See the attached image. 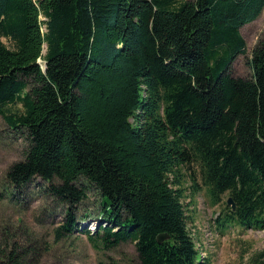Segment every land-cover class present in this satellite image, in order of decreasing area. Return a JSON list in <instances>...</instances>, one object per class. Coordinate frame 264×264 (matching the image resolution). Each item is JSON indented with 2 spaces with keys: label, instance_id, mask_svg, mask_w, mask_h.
I'll return each instance as SVG.
<instances>
[{
  "label": "trees",
  "instance_id": "trees-1",
  "mask_svg": "<svg viewBox=\"0 0 264 264\" xmlns=\"http://www.w3.org/2000/svg\"><path fill=\"white\" fill-rule=\"evenodd\" d=\"M263 9L264 0H0V117L28 142L7 182L39 178L72 206L83 179L106 223L88 239L133 243L139 264H207L186 229L191 165L211 203L224 193L233 203L217 229H263L264 37L250 78L228 73L245 53L239 29ZM77 228L68 211L56 238ZM159 234L168 239L158 244ZM18 255L0 250V264H25ZM250 264H264V251Z\"/></svg>",
  "mask_w": 264,
  "mask_h": 264
},
{
  "label": "rangeland",
  "instance_id": "rangeland-1",
  "mask_svg": "<svg viewBox=\"0 0 264 264\" xmlns=\"http://www.w3.org/2000/svg\"><path fill=\"white\" fill-rule=\"evenodd\" d=\"M239 33L245 53L230 62L228 73L232 78L248 79L251 50L264 37V9L254 21L242 26ZM1 41L11 48L10 42ZM6 108L10 112L20 110L17 105ZM27 148L25 135L9 129L0 117V250L16 251L25 264H139L133 243L104 249L97 240L88 239V235L94 236L106 223L101 215L98 191L83 179H78L75 186L83 190L84 198L72 206L51 195L49 183L39 178L31 179L21 189L10 186L6 171L11 164L23 160ZM182 173V184L188 189L183 201L189 205L186 229L200 262L250 264L254 256L264 251V228L242 230L231 224L222 231L217 229L215 219L226 213L228 195L218 196V202L213 204L195 166L184 167ZM191 178L197 185L192 197L189 195ZM50 183L58 184L56 180ZM68 211L78 228L57 239L55 230L65 222Z\"/></svg>",
  "mask_w": 264,
  "mask_h": 264
},
{
  "label": "water",
  "instance_id": "water-1",
  "mask_svg": "<svg viewBox=\"0 0 264 264\" xmlns=\"http://www.w3.org/2000/svg\"><path fill=\"white\" fill-rule=\"evenodd\" d=\"M225 205H226V206H230L231 210L234 209L233 203H232V201H231L230 198H227V199H226V201H225ZM155 239H156V242H157L158 244H161L163 241H165V240L168 239V236L165 235V234H159V235L156 236Z\"/></svg>",
  "mask_w": 264,
  "mask_h": 264
}]
</instances>
